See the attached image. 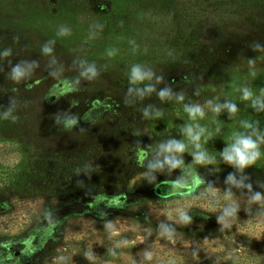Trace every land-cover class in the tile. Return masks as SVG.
I'll use <instances>...</instances> for the list:
<instances>
[{
  "label": "rangeland",
  "instance_id": "1",
  "mask_svg": "<svg viewBox=\"0 0 264 264\" xmlns=\"http://www.w3.org/2000/svg\"><path fill=\"white\" fill-rule=\"evenodd\" d=\"M61 26L70 35L57 36ZM5 50L0 264H264V200L251 199L264 196V144L243 172L220 156L232 132L252 131L241 121L264 132V110L240 91L264 90V0H0ZM90 63L92 79L81 75ZM17 64L19 83L9 78ZM133 64L151 77L130 83ZM193 104L203 119L189 120ZM196 124L210 163L194 162L183 129ZM171 140L185 151L165 152ZM228 174H241L235 188L224 187Z\"/></svg>",
  "mask_w": 264,
  "mask_h": 264
},
{
  "label": "clouds",
  "instance_id": "2",
  "mask_svg": "<svg viewBox=\"0 0 264 264\" xmlns=\"http://www.w3.org/2000/svg\"><path fill=\"white\" fill-rule=\"evenodd\" d=\"M70 35V29L61 26L57 31V36H67ZM130 44L133 45V52H135V43L134 41H129ZM52 44H54V41L49 40L41 47V53L43 55H51L53 52ZM259 44H255L254 48L260 49ZM116 54V49H109L107 51V55L109 57H112ZM2 56H8L10 55V50H5L2 54ZM251 63V61H250ZM35 62H33V65ZM82 76H86L88 79H92L97 75L96 68L94 64H89L88 67L85 69L84 72L81 73ZM25 76L24 68L20 65H14L11 67L9 72V78L15 82L19 83ZM129 81L132 84H138L141 83L151 77L150 72H146L141 68L140 64H133L128 73ZM154 89L151 86L145 87L143 90L140 88H137L136 91L141 96L145 92H152ZM241 91V99L243 100H251V106L256 109L257 111L264 110V90L262 91L261 96L253 97L252 91L247 87H242L240 89ZM159 97L161 99L168 97L170 95V92L168 89H162L158 93ZM178 100H182L183 96H177ZM209 106H211V110L214 113H219L221 110V107L226 108L227 111L230 114H234L237 112L236 105L232 103L231 101H226L224 105H213L211 101L207 102ZM184 111L188 114L189 120L195 121L197 119H203L204 118V109L199 104H193L192 106L185 105ZM11 112V108L6 111L2 118L8 119ZM157 115H160L157 113ZM144 116H148V111L144 110ZM11 119L13 121L16 120L15 116H12ZM65 128H71L73 125H75L76 120L75 118L66 120L65 122ZM242 127L244 129H251L252 131L250 133L245 132H239L234 131L232 132L230 136V142L225 146L223 151L220 153V156L222 160L229 164L230 166L234 167L240 172H243L246 168H249L255 164V162L261 157V150L260 146L261 144H264V132L258 133L255 130L254 123H250L248 121H241ZM185 134L187 135L188 139L191 141L193 146L197 149V151L193 152V159L194 162L198 164H205L210 163L212 158L208 156V154L201 149L200 145V139L201 136L205 133V128L200 126L199 124L196 125H186L183 129ZM217 131H219V128H217ZM163 150L165 152H175V153H182L185 151V144L180 141L171 140L167 144L161 145ZM170 163L172 167L179 166L180 162L176 160L167 161ZM229 184H236V180L232 176V174H229L226 180ZM195 183H200L199 179L195 180ZM239 186V185H237ZM249 189L251 186H248ZM191 191V190H190ZM228 198L227 195L225 197ZM251 199L256 202H260L264 200V196H262L260 193H255ZM236 211L235 205H232L230 208H226L224 210V215L221 217H218V219L223 222L224 216L233 215ZM189 216L186 215L184 212H180V220L182 222L187 223L189 221ZM170 237V233H167ZM145 258L150 259L151 253H145Z\"/></svg>",
  "mask_w": 264,
  "mask_h": 264
},
{
  "label": "trees",
  "instance_id": "3",
  "mask_svg": "<svg viewBox=\"0 0 264 264\" xmlns=\"http://www.w3.org/2000/svg\"><path fill=\"white\" fill-rule=\"evenodd\" d=\"M263 148V147H262ZM264 149V148H263ZM229 175V174H228ZM228 175H226L225 176V178H224V180H223V184H224V187H226V188H230V187H234L235 186V184H229V183H227L226 182V180H227V177H228ZM232 176L234 177V179L236 180V182H238L240 179H242V177H241V174H232ZM244 177V181L245 180H247V179H245L246 178V176H243ZM201 188V185L198 187V189H197V191L199 190ZM235 188V187H234Z\"/></svg>",
  "mask_w": 264,
  "mask_h": 264
}]
</instances>
